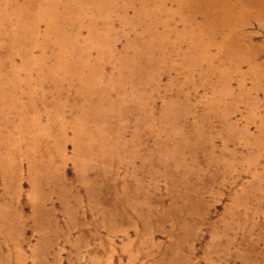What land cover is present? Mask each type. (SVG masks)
Returning a JSON list of instances; mask_svg holds the SVG:
<instances>
[{"label": "rangeland", "instance_id": "374dc122", "mask_svg": "<svg viewBox=\"0 0 264 264\" xmlns=\"http://www.w3.org/2000/svg\"><path fill=\"white\" fill-rule=\"evenodd\" d=\"M35 4L0 0V71L15 75L25 104L19 115L0 103V264H264V77L246 65L215 81L205 65L183 63L191 55L182 41L192 39L165 37L152 22L155 5L112 1L108 32L100 28L106 39L95 34L102 46L87 62L98 57L94 49L104 58L103 93L96 89L83 118L71 110L81 95L70 101L55 93L57 78L39 81L34 64L23 67L18 53L33 60L39 48L19 12L32 7L37 18ZM81 6L89 18L100 5ZM55 12L76 42L87 37L82 16L75 27L76 17ZM244 31L264 62V28L252 21ZM124 53L131 57L119 82ZM70 84L73 95L80 87ZM75 136L86 146L80 157Z\"/></svg>", "mask_w": 264, "mask_h": 264}, {"label": "bare ground", "instance_id": "6f19581e", "mask_svg": "<svg viewBox=\"0 0 264 264\" xmlns=\"http://www.w3.org/2000/svg\"><path fill=\"white\" fill-rule=\"evenodd\" d=\"M34 1L36 3L34 6L37 5L36 10H38L37 18H33L34 14L32 13V7L28 8L29 10H26L24 14L23 11L21 10V12H19V17L22 18L23 22L32 23V26L34 27L33 40L37 42L36 48H39L38 50L39 55L38 57L34 56L33 60H31L29 55H27L25 52L20 51L18 54H20L19 56H22L23 58V67L26 69L30 63L34 64L37 70L39 71V75L41 76L39 81H41V79L45 77L47 79H51L52 81H54L57 78L56 81L59 80V83L55 84L54 87L56 91L55 93L64 95L70 101L71 99H79V96L81 95L80 98L82 105L72 107L71 110L74 114L82 116L83 118L89 117V115L92 113V108L94 109L95 107L93 100L95 99L97 94L96 89L100 90V92L103 93L100 87L97 88V83L100 80L99 71L103 67L102 60L104 58L101 57V54L97 51V49H94V51H96V54H98V57L93 59L92 61L93 63L90 67H87V62L90 61V56H89V53L91 52L90 49H93L94 46L100 48L102 46V40H101L102 37L94 39L95 34L100 33V35H103L102 32L100 31V28L107 29L105 32H108V26L105 23L104 18L106 16V13L109 14L110 16L113 13V9L115 6L106 9L107 5L112 1H117V4L140 1L148 5H152V4L155 5L156 11L152 22L157 26L159 24H162L164 28L163 34L165 35L166 31H168L165 37L171 34V35H175L176 39L178 38L177 40L179 41H181L182 40L181 37L184 36H187L190 40L192 39V41H189L188 43L186 41H182L185 44H187V53L191 55L189 60H188V55L187 58L184 57L183 63H186L187 65L192 64L195 66V68L198 66L200 67V65H205L206 71L210 72V74L217 79L215 81L227 82L228 79L224 80V78L227 75H229L230 73L237 74L238 68L240 69L242 66L246 67V65L248 66L247 70L249 71L248 72L246 70L245 71L250 76L264 77V62L258 60L260 57L259 48H257V45L254 43L252 36L247 35V33L244 31L245 27L248 26V23L252 21L257 22L262 28H264V0H233V1L232 0H90L91 4H94L96 6L98 4L100 6L98 10L89 18H84L81 12V8H82L81 5H83V0H66L64 3L60 5H57L55 0H34ZM57 7L61 9L60 14L62 16L66 14V15H72L73 17L77 18L76 21L72 19L70 20L71 24L75 27L76 25L74 23H77L78 25L79 22L81 24L82 19L80 17L82 16L84 18L85 23H88L87 28L89 32L86 38H84L82 41H80L81 39L79 38L80 40L78 39L76 42L75 37H72L67 34L68 32L67 29L65 28L66 23H63L61 20H59L60 17H58L57 12H55ZM18 9L19 8H17V10ZM43 14L45 15V18L43 19L46 21L43 22V20H38L37 22V19L41 17V15ZM175 18H177V20H175ZM42 22L45 28H44V33L39 37L38 31L35 27L38 24H41ZM172 22L175 25L180 23L182 29L180 30L178 27L175 26L172 27L171 26ZM128 25L129 22L126 21L125 26ZM185 25H187L190 28L188 32L185 29ZM103 37L104 38L102 39L105 40L106 38L104 35ZM211 48L215 50V55L210 54L209 51L211 50ZM128 56H130L128 55V53H124L125 63L118 68L120 70L116 74V79H119V82H124V75L121 72L123 71L126 73L128 72L127 70V68L129 67ZM8 57L11 58L12 56L9 54ZM8 57L7 60L9 61ZM3 59L5 58L2 57V59H0V65L2 66L4 64ZM49 61H52L53 63V64L51 63L52 68L49 67L50 64L48 66L46 65L48 64ZM221 65L226 67V69L224 68L226 71L220 70L221 68L219 67H222ZM174 69L176 68L174 67ZM179 70H182V68H180ZM4 73H6V71ZM129 73L131 74V70L129 71ZM241 75L247 76L246 74L244 75L240 71L239 77L240 79H243ZM6 77H4V74L2 73V71H0L1 108L8 112L10 111L13 112V110H15L16 114L18 112L19 115L20 114L22 115L23 113H25L24 110L25 104L24 105L21 104L22 101L21 98L23 97V94H19V92H16L14 90L15 87H13V85L15 84V75L8 74ZM71 82L77 83L79 85L78 87H80L78 89L79 92L77 91L73 95L70 94L72 90H70L69 88L72 87V85L70 84ZM64 83L68 84V88L66 87L67 85ZM25 99L24 101H27ZM101 100L105 102V99L102 98V96H101ZM61 103L62 102L60 101H57V103L54 102L53 106L56 105L58 110V108L60 109V105L62 108ZM104 105L107 107L106 103ZM37 120L38 119H36V121ZM23 121H24L23 122L24 125H27L29 122L25 118H23ZM74 140H75L74 142L76 148L75 156L80 157L81 154L83 153L81 150L85 149L86 146H80L79 143L80 141L77 139L76 136ZM28 146L30 147V145ZM30 152L32 151L30 150ZM5 153L7 154V152ZM47 154L48 153H46V155ZM1 155L3 156V154ZM41 155L43 156V154ZM60 160H62V158ZM35 166L38 165H34V168ZM47 169L49 168L47 167ZM44 177L46 178V176Z\"/></svg>", "mask_w": 264, "mask_h": 264}]
</instances>
